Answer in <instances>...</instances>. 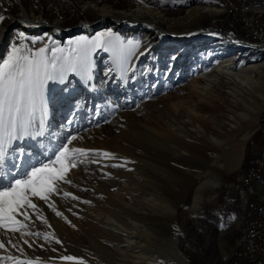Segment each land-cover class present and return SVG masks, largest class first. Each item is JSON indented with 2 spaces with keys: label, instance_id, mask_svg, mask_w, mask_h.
Returning <instances> with one entry per match:
<instances>
[{
  "label": "bare ground",
  "instance_id": "6f19581e",
  "mask_svg": "<svg viewBox=\"0 0 264 264\" xmlns=\"http://www.w3.org/2000/svg\"><path fill=\"white\" fill-rule=\"evenodd\" d=\"M186 5L185 17L171 19L157 6L142 0H130L125 9L81 2L84 11L101 16V20L96 24L82 23L73 30L61 29L59 21L48 24L41 16L31 17L22 6V17L15 27L0 33V62L8 56L14 42L22 38L19 33H24V38L31 42V38H42L33 42L37 43L32 44L33 50L45 45L49 49L60 40L74 48L83 42L81 38L91 41L97 33L108 30L125 44L140 42L126 61L128 71H121L111 52L96 49L91 54L90 79L84 81L82 76L69 72L63 83L54 81L46 86V93L54 87L59 90L57 100L47 103L45 135L15 141L13 147L23 148L30 163L45 162L57 144L66 142L70 136L80 137L70 147L98 151L78 156V166L66 176L70 183L58 182L47 202L30 197L36 208L21 210L27 219L23 214L17 215L24 225L20 234L28 229L30 216L33 223L38 215L49 220L53 236L46 239L44 234L35 235L39 243L27 248L33 255L25 258L15 252L7 253L0 257V264H16L7 259L9 256L21 261L39 258V264H186L176 249L174 213L185 206L195 216L204 203L214 202L219 176L240 163L244 143L256 130L264 108V46L213 27L194 28L175 40L173 35L184 28L225 9L214 0H188ZM251 17L264 19V9L251 10ZM68 31L73 32L69 35L73 37H67ZM188 66L193 71L191 85L158 98L159 92L182 77ZM79 90L82 99L76 98ZM115 104L117 114L113 116L111 109ZM69 108L72 111L64 123L62 116ZM143 111L144 117L135 120V115ZM54 114L46 124L47 117ZM41 117L42 113L37 111V125ZM105 120L109 122L104 127ZM123 122L128 123L127 132L115 137ZM83 124L89 125L88 132L77 134ZM148 144L158 148L157 153L148 150ZM105 152L112 155L100 154ZM15 156V151L8 153L6 175L0 178V184H7L10 171H14ZM121 157L123 160H118ZM98 162L115 168L94 167ZM120 162L124 165L114 166ZM257 163L258 154L251 164ZM166 172L178 178L176 187L166 184ZM247 177L260 180V172L247 169ZM93 181L98 188L92 186ZM121 182L126 185L120 195L109 191L110 187L118 188ZM65 192L71 195L66 197ZM95 196L99 198L93 207L80 214L82 226L71 216L68 221L75 224L73 229L67 230L65 223L53 221L50 210L56 206L61 205L60 212L68 216L75 208L78 213L79 208L90 204L83 202L84 198L93 200ZM242 203L243 200L239 205ZM153 218L167 222L156 239L146 222ZM245 233L244 223L242 237ZM11 236L15 237V232L0 228L3 242L11 241ZM63 256L78 259L67 261L61 259Z\"/></svg>",
  "mask_w": 264,
  "mask_h": 264
},
{
  "label": "rangeland",
  "instance_id": "374dc122",
  "mask_svg": "<svg viewBox=\"0 0 264 264\" xmlns=\"http://www.w3.org/2000/svg\"><path fill=\"white\" fill-rule=\"evenodd\" d=\"M45 8H40L39 0H0V15H3L5 19L0 21V33L3 32L11 23H15L8 31L13 29L16 25L17 19L21 18V9L22 6L24 9L30 14L31 17H38L41 16L43 21H45L48 24H52L55 21H59L60 27L63 30H70L71 26L69 22V17L74 13H79L81 16V20L84 21L87 20L90 24H96L101 20V16L96 15L90 11H84L81 7V2H92L96 3L98 5L108 4L116 9H125L129 7L130 0H42ZM144 3L157 6L161 11H163L169 18L171 19H179L183 18L187 15L188 12V6L186 5V2L188 0H142ZM218 1L220 4L223 5L222 0H214ZM78 21V22H79ZM78 24V23H77ZM76 24V25H77ZM74 25V26H76ZM79 26V25H78ZM218 28L224 32L231 33L237 38H239V34L235 31V29L230 25V21L228 19V14L226 13V9L223 11H219L215 13L213 16H207L204 17L200 23L193 25L191 27H186L183 30H181L179 33L173 35V38L176 40L180 37H183L187 35L188 33L192 32L194 28L197 30L203 29V28ZM76 28V27H75ZM72 30V29H71ZM72 31L67 32V37H73L69 36L72 35ZM66 37V38H67ZM242 39V38H240ZM63 40H60V42H54L56 43L55 46H51L48 49V55H51V48H62L67 52L70 47L65 46L67 43ZM249 43H253L252 41H247ZM14 45H25L27 48L32 49V44H37L29 41L27 38H19L16 42H14ZM66 43V44H65ZM173 49V48H171ZM106 61L109 62V59L105 57ZM170 59V52L167 53L166 60L169 61ZM193 62V61H192ZM191 62V63H192ZM169 63V62H168ZM167 63V64H168ZM186 73L182 75V77L178 78L177 80L173 81L170 86H167L164 90H161L158 94V98H163L169 94H171L173 91H180L181 89L186 88L187 86L191 85V82L193 81V71L191 70V66H188ZM84 81H87V79L83 78ZM58 87L52 88L51 92L46 93L45 97L47 103L51 101L57 100V93H58ZM77 99H82L81 97V90H79V94L76 96ZM83 103V102H82ZM82 103H79L81 105ZM84 106V105H83ZM117 104L112 106L111 112L112 115L115 116L117 114ZM115 110V111H114ZM72 109L67 110L66 113L63 114L62 120L64 123L68 121V114H70ZM263 110L260 112L258 117V126L256 130L252 133V135L259 131L262 127V124L264 123L263 116ZM146 113L139 112L135 115V120H141ZM55 117V114L52 116L47 117V123L48 124L51 121V118ZM109 121L105 120L103 123L104 127L108 124ZM69 123V122H68ZM127 125L128 123H121L120 129L116 132L115 137H119L127 132ZM89 130V125L83 124L80 126V128L77 131V134H85ZM247 140L249 141L251 145V137ZM53 133L50 132V141L53 139ZM43 137V136H41ZM247 141L244 143L243 146V153L242 158L238 166L230 171L224 172L219 176L220 182L218 186L214 188L215 193V200L213 203H204L202 205V210L197 215H191L187 212L185 209V206L179 207V209L174 213V218H176V231L174 236L177 237V244L176 249H178V253H181L184 256V259L186 261V264H227V259H229L233 251L235 250V247L237 244H239L240 238L243 236L244 231V223L242 220V217L240 215L242 206L237 205V203L231 204L229 198L227 197V189H228V183L233 181V178L236 177L239 173H241V166L243 164L244 158L247 153ZM151 144L147 145V149L150 150L152 153H157L158 148L151 147ZM33 151L37 152L36 148H33ZM53 156V157H52ZM51 158L54 159V155H52ZM48 160V159H47ZM45 160V162H47ZM109 161L110 159H106ZM112 160V159H111ZM118 160H123L122 157ZM123 166V163H115V166L120 167ZM78 166V165H77ZM104 166L108 167L109 169H114L112 165L106 163L102 164L101 162H98L94 165V167L103 168ZM166 174V175H165ZM69 175V172L66 176ZM165 175V182L167 185L172 187H176L179 183L178 178L175 177L174 174L171 173H164ZM167 180V181H166ZM171 181V182H170ZM177 181V182H175ZM126 185V182H121L118 188L110 187L109 191L111 193H117L120 195L121 189L124 188ZM92 186L94 188H98V185L93 181ZM122 195V194H121ZM123 199L127 200V197L122 196ZM264 197V196H263ZM99 197L95 196L93 200L89 198H84L83 202H88L90 204L79 208V212L75 211L77 208H75L72 213H70L68 216L64 215L62 212L61 205L56 206L55 211H51L50 213H53V221L64 224V227L68 230V228H72L75 226V224L68 221V217L71 216L75 223L77 225L82 226V216L80 215L85 214L86 211L93 207V202L97 201ZM233 199V196H232ZM264 206V204H263ZM60 212L62 215H57L56 213ZM32 215V213H31ZM36 216V215H35ZM18 217V216H17ZM16 217V218H17ZM29 225L27 226L28 229L21 232H15V237L11 236L9 239H11V243L9 241L4 242V247L0 248V257L4 256L7 253L15 252L20 255H23L25 258H29L30 255H33L29 249V245L34 244L35 242H38L37 236L38 234H44L45 236H53L52 231L49 230L48 226L50 224L49 220H45L41 216H36L34 222L32 223V218L30 216L29 218ZM150 221V222H149ZM150 227H152V230L154 231V239H156L160 233L164 230L165 226L167 225V222L161 220V219H150L146 221ZM158 222V223H157ZM81 224V225H80ZM154 227V228H153ZM163 229V230H162ZM158 230V231H157ZM157 232V234H156ZM51 233V234H50ZM159 234V235H158ZM27 235V236H25ZM56 236V235H54ZM4 237H0V241L3 242ZM8 237L6 240H9ZM28 243H25V241ZM44 242L43 244H45ZM29 244V245H28ZM15 245V246H13ZM7 246V247H6ZM23 249V250H21ZM17 250V252H16ZM27 252V253H26ZM28 256V257H27Z\"/></svg>",
  "mask_w": 264,
  "mask_h": 264
},
{
  "label": "snow or ice",
  "instance_id": "6c2138e0",
  "mask_svg": "<svg viewBox=\"0 0 264 264\" xmlns=\"http://www.w3.org/2000/svg\"><path fill=\"white\" fill-rule=\"evenodd\" d=\"M3 19L5 17L0 15V21ZM18 35L24 37L25 34ZM31 39L35 42L42 38ZM81 40L83 42L67 52L62 48L53 47L50 50L51 55L47 54L48 45L35 50L23 44L13 45L8 56L0 62V178L6 175L4 167L8 153L10 151L16 153L12 163L14 171H10L7 184H0V228L19 232L24 225L16 218L17 215L23 214L27 219L26 213L21 210L25 207L36 208L30 197H38L47 202L49 194L56 191L58 182L70 183L66 175L71 168L77 166V157L98 151L70 147L72 141L80 139L78 136H70L66 142L58 143L53 149L54 159L49 157L47 162L30 163L29 154L23 148L13 147L15 141L36 139L45 135L44 120L47 116L45 92L50 82L63 83L69 72L90 79V70L93 66L91 54L96 49L111 52L121 71H128L126 61L131 57L132 50L140 44L139 41H128L125 44L122 38L111 30L97 33L91 41L87 38ZM114 70L115 68L110 71ZM37 111L42 113L39 125L36 122ZM100 154L106 157L112 155L106 152ZM64 195L67 197L71 194L65 192ZM49 207L52 205L49 204ZM56 214L62 215L60 212ZM45 238L47 239V235ZM4 246V242L0 241V248ZM7 259L15 261L16 264H39V258L21 261L17 257L9 256ZM61 259L72 261L78 258L63 256Z\"/></svg>",
  "mask_w": 264,
  "mask_h": 264
},
{
  "label": "built area",
  "instance_id": "2783aa9c",
  "mask_svg": "<svg viewBox=\"0 0 264 264\" xmlns=\"http://www.w3.org/2000/svg\"><path fill=\"white\" fill-rule=\"evenodd\" d=\"M230 25L246 41L264 46V19L251 17V10L264 9V0H222ZM264 118V111L263 116ZM259 141H252L251 146L258 151V163L249 166L228 183L227 195H233L237 205L243 200L240 215L246 225V233L236 245L227 264H264V146L259 130ZM247 169L260 172V180L247 177ZM235 257L241 260L236 263Z\"/></svg>",
  "mask_w": 264,
  "mask_h": 264
},
{
  "label": "trees",
  "instance_id": "16d2710c",
  "mask_svg": "<svg viewBox=\"0 0 264 264\" xmlns=\"http://www.w3.org/2000/svg\"><path fill=\"white\" fill-rule=\"evenodd\" d=\"M39 2H40L39 5L41 6L40 8L42 9V11H43V9H46L43 1L39 0ZM68 19H69V22H70L71 26H74V25H76L78 23L79 20H81V16H80L79 13L76 12V13L72 14ZM251 139H252V141H255V142L259 141V132L256 131L252 135ZM247 148H248V150H247L246 156L244 158L243 164L241 166L242 170L247 168L249 166V164L252 163V160L256 157V155L258 153L256 147L251 146L249 141H247ZM230 202H231V204L234 203L233 200H230ZM231 260L236 262V263H240L241 262V260H239V259H237L235 257H232Z\"/></svg>",
  "mask_w": 264,
  "mask_h": 264
},
{
  "label": "water",
  "instance_id": "95a60500",
  "mask_svg": "<svg viewBox=\"0 0 264 264\" xmlns=\"http://www.w3.org/2000/svg\"><path fill=\"white\" fill-rule=\"evenodd\" d=\"M88 21L87 20H84V21H79L78 24L76 26H73V27H70V29H74L75 27H77L78 25L82 24V23H87ZM15 23H11L8 27H7V30L10 29ZM95 24V23H94ZM245 264V263H243Z\"/></svg>",
  "mask_w": 264,
  "mask_h": 264
},
{
  "label": "crops",
  "instance_id": "0c3cea01",
  "mask_svg": "<svg viewBox=\"0 0 264 264\" xmlns=\"http://www.w3.org/2000/svg\"><path fill=\"white\" fill-rule=\"evenodd\" d=\"M226 195H227V194H226ZM227 197L229 198V200H233L231 194H230V195H227ZM233 202H235V201L233 200Z\"/></svg>",
  "mask_w": 264,
  "mask_h": 264
}]
</instances>
